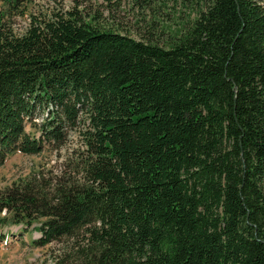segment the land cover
I'll return each instance as SVG.
<instances>
[{
	"label": "trees",
	"instance_id": "16d2710c",
	"mask_svg": "<svg viewBox=\"0 0 264 264\" xmlns=\"http://www.w3.org/2000/svg\"><path fill=\"white\" fill-rule=\"evenodd\" d=\"M120 1L28 15L20 34L27 7L6 1L0 167L80 124L84 150L72 177L2 191L0 211L42 220L36 247L70 240L55 264H264V0H131L195 13L140 39L82 9Z\"/></svg>",
	"mask_w": 264,
	"mask_h": 264
},
{
	"label": "rangeland",
	"instance_id": "374dc122",
	"mask_svg": "<svg viewBox=\"0 0 264 264\" xmlns=\"http://www.w3.org/2000/svg\"><path fill=\"white\" fill-rule=\"evenodd\" d=\"M6 1L0 0V12L6 9ZM21 7L26 6L27 12L23 17H15L13 29L20 34L28 24V15L38 18H47L54 13L71 10L75 5L74 0H19ZM160 0H155L159 4ZM154 5L148 10H140L131 0H121L116 6L108 7L102 4H84L81 8L92 15L97 9L102 13L101 25L107 29L114 28L121 33L130 35L135 39L147 35L148 21L155 18L164 31L176 29L181 23H186L195 17L192 8H185L183 4L168 2L167 7ZM88 5V6H87ZM113 8L108 13V9ZM166 27V28H165ZM156 38L163 43L168 39L167 34L156 30ZM45 117V114L43 115ZM39 121H36V123ZM38 124V123H37ZM38 126V125H37ZM26 126L25 131L32 136H39L38 127ZM84 125H79L71 131L60 148L47 146L45 150L35 156H26L20 153L11 155L3 166L0 167V193L5 189L16 187L31 178L52 181L61 175L73 176V165L84 147L81 141V131ZM12 214L0 211V264H55L56 260L69 250L71 241L62 239L44 247H36L32 241L38 239L40 234L36 231L42 220L11 223ZM6 244L2 240L6 239Z\"/></svg>",
	"mask_w": 264,
	"mask_h": 264
}]
</instances>
